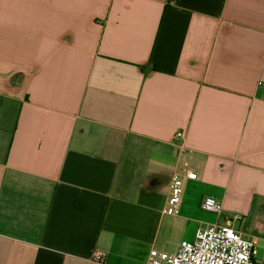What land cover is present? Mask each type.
Segmentation results:
<instances>
[{
	"label": "crops",
	"instance_id": "1",
	"mask_svg": "<svg viewBox=\"0 0 264 264\" xmlns=\"http://www.w3.org/2000/svg\"><path fill=\"white\" fill-rule=\"evenodd\" d=\"M227 221L263 250L264 0H0V264H150Z\"/></svg>",
	"mask_w": 264,
	"mask_h": 264
},
{
	"label": "built area",
	"instance_id": "2",
	"mask_svg": "<svg viewBox=\"0 0 264 264\" xmlns=\"http://www.w3.org/2000/svg\"><path fill=\"white\" fill-rule=\"evenodd\" d=\"M191 176L173 175L165 214H179L185 182ZM201 207L217 216L224 210L223 203L214 198L203 200ZM257 253V241L244 238L231 221H227L200 229L194 240H182L175 254L160 252L151 258L150 264H262L255 261ZM103 257L104 253L98 251L94 259L101 260Z\"/></svg>",
	"mask_w": 264,
	"mask_h": 264
},
{
	"label": "rangeland",
	"instance_id": "3",
	"mask_svg": "<svg viewBox=\"0 0 264 264\" xmlns=\"http://www.w3.org/2000/svg\"><path fill=\"white\" fill-rule=\"evenodd\" d=\"M190 241H192V240H190ZM180 243H181L180 240H179V243L177 244L175 239H173L172 242H170L167 245V247L165 248V250L163 252L168 253L170 255L175 254L179 249ZM257 250H258V253L256 255V259L262 261L264 258V248L262 250L261 246H257Z\"/></svg>",
	"mask_w": 264,
	"mask_h": 264
}]
</instances>
